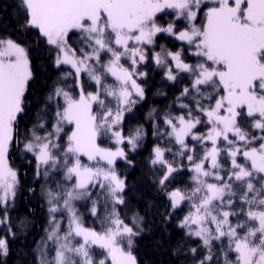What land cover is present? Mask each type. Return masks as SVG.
I'll return each mask as SVG.
<instances>
[{
  "label": "snow or ice",
  "instance_id": "obj_1",
  "mask_svg": "<svg viewBox=\"0 0 264 264\" xmlns=\"http://www.w3.org/2000/svg\"><path fill=\"white\" fill-rule=\"evenodd\" d=\"M18 11L22 27L34 29L38 43L47 46L54 67L71 69L61 79L72 77L79 95L54 86L32 128L21 135L33 80L29 48L0 35V258L8 257L9 237L17 235L10 209L20 176L10 156L21 153L34 158L36 178L48 181L63 171L69 182L44 191L48 226L34 250L36 264H138L132 247L144 230L143 217L134 213L131 223L121 218L117 206H127V184L116 164H132L128 151H135L145 135L141 127L124 135L121 125L125 113L145 98L138 81L148 73L140 65L151 59L166 80L175 82L181 73L191 80L177 97L186 111L166 114L163 129L154 126V136L177 146L157 143L148 161L153 172L159 170L156 183L169 202L165 219L189 205L177 227L199 241L189 249L192 264H264V0H19ZM169 13L170 21L159 23L160 14ZM178 21L185 26L178 27ZM161 35L179 41V50L160 45L156 52ZM185 52L197 62L188 63ZM85 76L94 91H85ZM109 76L114 84L106 82ZM181 97L190 98L195 108ZM53 105L49 130L45 116ZM65 125L73 126L70 134ZM198 125H207L206 132ZM101 136L115 149L100 147ZM189 140L195 143L190 146ZM176 157L189 162V190H168L174 173L184 168ZM94 189L92 215L98 216L99 198L110 205L102 231L85 227L74 206L91 199Z\"/></svg>",
  "mask_w": 264,
  "mask_h": 264
},
{
  "label": "trees",
  "instance_id": "obj_2",
  "mask_svg": "<svg viewBox=\"0 0 264 264\" xmlns=\"http://www.w3.org/2000/svg\"><path fill=\"white\" fill-rule=\"evenodd\" d=\"M19 0H0V35L10 36L19 43L29 48L31 67L33 70V80L30 81L29 92L27 93V115L23 118L19 125L20 134L23 135L26 129L32 128L36 122L38 114L44 108L46 97L53 90L54 86L60 84L66 86L78 97L79 91L75 87V81L72 77L62 80V73L71 71L66 66L61 69L54 67L47 46L39 44L37 41V33L34 29H25L22 27L23 16L18 11ZM171 19V13L160 14L159 23L167 24ZM178 27H184V21L177 22ZM75 43V37H73ZM160 45L171 51H177L180 42L173 38L161 35L157 39L155 51L159 52ZM187 48V45L184 46ZM151 56V51L149 53ZM184 56L188 63L195 64L197 58L191 56L190 52H185ZM196 61V62H195ZM128 66L127 62H124ZM140 70L147 72L148 75L138 82L144 86L145 98L140 100L130 112H126L124 121L121 125L124 135H129L138 127H141L145 133L140 146L135 151H128V157L132 160V164L126 163L124 160H118L116 164L117 172L126 180L127 187L125 189V206H117L121 218L131 223L134 213H138L143 217V232L133 238L132 252L136 256L138 264H192V254L189 251L192 247H197L199 241L184 235L182 229L178 228L179 221L189 211V205L185 203L181 208L177 209L167 220L165 216L171 210L167 196L161 191L156 183L157 172H153L152 166L149 164V157L152 148L157 144L164 146H177L172 143L168 145L167 139L161 140L158 136H154V126L159 124L163 129V117L166 114L178 115L186 109H180L177 97L185 86H190L191 80L187 74L181 73L177 81L171 82L164 78V69L158 68L151 59L145 64L140 65ZM106 82L114 84L115 81L109 76ZM85 91H94L95 84L91 83L87 77H84ZM183 103L190 104L195 108L194 102L190 98L181 97ZM205 105L214 103V101L203 100ZM115 107V102H112ZM95 107V106H94ZM55 106L48 111L45 118L48 121L47 127L51 130V124L54 122ZM201 132H206L207 125H198ZM71 127H65V132L70 133ZM61 144L66 142V135L61 134ZM97 143L102 147L115 148L113 141L108 136H101ZM195 142L189 140L192 146ZM126 150L128 145H122ZM199 151V145H196ZM25 156L27 158H25ZM169 160L173 159L172 153H166ZM177 166L182 163L184 168L174 173L175 179L168 184V190L180 188L189 190L192 187L190 179L192 173L188 169V161L181 160L180 157L175 158ZM30 161H32L30 163ZM241 162H243L241 158ZM10 163L15 167L20 176V187L17 190V198L15 207L10 209V215L13 218L14 229L17 232L16 238L9 237L10 252L8 257L0 258V262L6 261V264H36L37 242L44 236V229L48 226L47 204L45 202L44 191L46 186L43 180L35 178L34 158L30 154L15 153L10 156ZM62 171L56 172L54 177H60ZM50 178V179H51ZM54 188V182L50 180L49 184ZM97 191L93 190L91 199L80 200L76 203L78 215L82 218L85 227L102 231L107 215V206L103 198H99L98 216H93L91 207L93 200L98 199ZM21 220L24 221V227L21 229L19 225ZM216 243V242H214ZM226 244V242H225ZM180 253L174 254L177 248ZM204 250H200L203 255ZM234 258V256H233Z\"/></svg>",
  "mask_w": 264,
  "mask_h": 264
},
{
  "label": "rangeland",
  "instance_id": "obj_3",
  "mask_svg": "<svg viewBox=\"0 0 264 264\" xmlns=\"http://www.w3.org/2000/svg\"><path fill=\"white\" fill-rule=\"evenodd\" d=\"M201 15V17H202V15H203V13H201L200 14ZM198 23L200 22L199 20L197 21ZM192 56V55H191ZM194 57V56H193ZM196 62V61H195ZM85 77H87V76H85ZM112 78V77H111ZM88 79V78H87ZM113 79V78H112ZM91 82V81H90ZM92 83V82H91ZM94 84V83H93ZM78 91H79V89H78ZM138 99V98H137ZM67 126H70L71 128L73 127V126H71V125H65V127H67ZM71 131V130H70ZM70 134V133H69ZM115 145V144H114ZM100 146V145H99ZM100 147H102V146H100ZM115 147H116V145H115ZM102 148H109V149H115V148H111V147H102ZM81 161H82V163H84V164H88L89 163V161L87 160V158L86 157H81ZM55 173H53L52 175H54ZM35 178H36V176H35ZM36 179H39V180H43V184L46 186V188H48L50 185V180H52L53 182H54V188L56 187V184H57V182H60V183H62V184H65V185H67L69 182H67V181H64L63 180V171H62V175L60 176V177H56V176H54V177H52L51 179H49L48 181H45V179L41 176L40 178H36ZM81 200H84V199H81ZM78 201H80V200H77V201H75L74 202V206H75V208H76V203L78 202ZM92 208V207H91ZM63 221H64V223H63V226H64V228H66L67 227V216H66V214H65V216H64V218H63ZM45 233V232H44ZM44 236H45V234H44ZM95 252L98 254V253H100L101 252V250L100 249H96L95 250Z\"/></svg>",
  "mask_w": 264,
  "mask_h": 264
}]
</instances>
